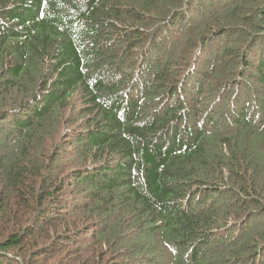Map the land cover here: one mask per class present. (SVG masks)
<instances>
[{"label": "trees", "instance_id": "obj_1", "mask_svg": "<svg viewBox=\"0 0 264 264\" xmlns=\"http://www.w3.org/2000/svg\"><path fill=\"white\" fill-rule=\"evenodd\" d=\"M184 1L0 0V264L68 206L121 264H264V0Z\"/></svg>", "mask_w": 264, "mask_h": 264}, {"label": "rangeland", "instance_id": "obj_2", "mask_svg": "<svg viewBox=\"0 0 264 264\" xmlns=\"http://www.w3.org/2000/svg\"><path fill=\"white\" fill-rule=\"evenodd\" d=\"M209 1L210 0H187L186 2L184 1V5H186L187 3H190V5L187 4L188 8L185 6V8H183V12H185V9L191 8L193 12H188V14L194 15L198 9L203 7L205 2ZM187 18L188 17H186V21ZM202 20L205 19H201V16H198V18H196L197 23H190V26H192H186L185 31L188 33L189 28L193 30ZM149 24L151 26H156V22ZM183 24L186 25L188 23H180V25ZM213 27H216V25H209L208 30L213 29ZM208 30H205V32H207ZM177 41L178 38L173 43V46ZM194 42V40L182 36V40L177 45L178 48L175 49L179 51V47L181 44L182 48L189 52L191 49L195 48L194 50H192L193 54L189 60L184 58L185 62L183 63V69L184 67L189 68L190 65H197V67H208L211 64V61L209 60L211 57H206L203 56V53H199L202 47L200 45L196 47L197 45L195 46ZM242 46L243 44L240 45V49H242L246 45H244L243 47ZM259 50L261 51L260 47L255 48L254 53H252L251 55H258ZM189 56L191 55L189 54ZM249 69L253 72L256 71L253 67L250 66ZM247 82H249L252 87L261 86V83L257 80L256 76L250 81L247 80ZM43 211L45 213L46 209L44 208ZM57 214H61V218L54 221L56 229L69 228L70 230H74L78 233L76 235L77 239L74 242H64L63 240H61V242H59V246L57 244L56 246L51 245L50 247H46V243L48 242V240L44 236H40L38 239L35 240V246H32V243H30L31 250L33 251L34 256H31L28 264H58L56 262L58 260H61L60 264H121L120 256L117 253L118 249L120 248L118 247L119 245L116 246V242L108 243L107 241L100 242L98 240V236H96V225H94L95 220L93 218H90L84 213L72 210L71 206L64 208L61 213ZM50 215H54V213ZM11 228L14 229L15 227L13 226ZM42 248H45L46 250H43ZM25 249H27V247H25ZM59 249H62V251H60ZM16 264L25 263L20 262Z\"/></svg>", "mask_w": 264, "mask_h": 264}]
</instances>
